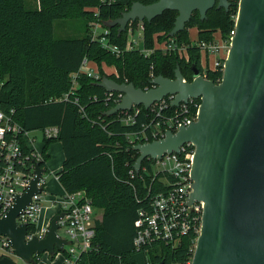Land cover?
Returning a JSON list of instances; mask_svg holds the SVG:
<instances>
[{"label":"trees","instance_id":"16d2710c","mask_svg":"<svg viewBox=\"0 0 264 264\" xmlns=\"http://www.w3.org/2000/svg\"><path fill=\"white\" fill-rule=\"evenodd\" d=\"M135 1L149 5L157 0H114L111 4H101V0H32L31 5L28 0H0L1 108L14 109L15 120L28 131L54 126L60 129L57 138L43 141L42 167L47 170L51 144L60 142L64 160L57 173L59 183L66 193L84 191L96 210L92 250L83 253L75 264H186L194 255L191 236L171 244L158 242L135 249L138 211L146 205L144 198L148 194L140 175L130 176L140 155L127 137L135 127L119 122V114L107 115L116 104L107 102V91L84 73L77 78L74 95L84 111L64 96L70 92L73 74L85 58L102 77L133 83L137 88L151 86L152 72L174 79L178 65L183 76L192 81V65L202 71V55L192 48L189 29H196V40L200 42L228 37L234 28L239 0H230L228 11L210 9L203 20L199 12H194L185 29L172 37L178 45L189 46L183 56L155 47L157 40L171 38L177 11H165L150 23L144 21L143 47L153 50L147 57L138 49L125 51L127 31L119 34V27L109 26ZM97 8L99 19L110 29V41L124 50L121 56L92 39L90 22ZM76 18L82 21L81 35H75L72 30L78 28L69 25ZM111 68L118 76L106 73ZM222 75V70H209L207 78L219 83ZM146 113L142 106L141 120ZM34 228L30 225L29 232ZM56 255L50 257L54 259ZM34 259L33 264H38V257Z\"/></svg>","mask_w":264,"mask_h":264},{"label":"water","instance_id":"95a60500","mask_svg":"<svg viewBox=\"0 0 264 264\" xmlns=\"http://www.w3.org/2000/svg\"><path fill=\"white\" fill-rule=\"evenodd\" d=\"M216 4L228 11L231 1L157 0L149 5L135 1L109 26L119 27L122 34L130 22L150 23L165 11H177L169 34L174 37L185 29L194 12H199L203 20ZM192 71L194 79L184 81L178 65L174 79L158 75L151 82L154 87L148 90L108 76L98 85L107 92L124 94L122 101L108 111L109 116L131 110L133 105L149 109L167 95H175V107L201 97L197 121L176 133L166 132L161 140L134 146L140 154L134 168L139 173L145 159L179 152L181 146L192 142L194 185L189 202H204L192 264H264V0H239L236 33L219 83L205 78L195 64ZM44 173L42 163L37 162L27 191L0 216V235L10 239L16 256L27 263L34 262V255L62 253L68 243L58 232L64 213L51 219L43 239L26 240L28 225L17 223L32 197L42 192L38 183ZM0 264L17 263L1 257Z\"/></svg>","mask_w":264,"mask_h":264},{"label":"built area","instance_id":"2783aa9c","mask_svg":"<svg viewBox=\"0 0 264 264\" xmlns=\"http://www.w3.org/2000/svg\"><path fill=\"white\" fill-rule=\"evenodd\" d=\"M112 2L114 0H101V4H111ZM94 17L90 22L92 39L98 41L103 48L114 55L121 56L124 50L110 41V29L104 26L99 19L98 8ZM236 20L237 16L234 18V28L226 38L216 37L211 42L192 41V48L201 52V73L205 78H207L209 70L224 71L225 60L236 33ZM139 23L143 32V22L139 21ZM126 31L128 35L133 34V22L128 24ZM141 42V46H139L136 40L131 39L130 41L128 38L125 51L138 49L146 57L149 56L153 50L143 47V36ZM155 47L164 53L176 52L181 56L186 55L189 48L186 45H178L172 37L155 45ZM152 69L153 66H151ZM82 73L98 83L104 78L97 69L90 66L87 58L84 59L79 71L73 74V86L70 92L64 96V99H72L73 103L79 106L81 112L84 111V107L80 105L79 99L74 95L75 89L78 87L77 78ZM106 73H114L118 76L115 68L106 70ZM155 77L152 72L150 75L151 82ZM184 81L188 80L184 77ZM152 87L154 85L151 83V86L144 90ZM123 97V93L107 92L105 100L117 105ZM174 99L175 95H167L161 101L153 103L149 109H146L147 113L144 120L140 119L142 105H133L131 110L117 113L119 114L117 116L119 122L126 126L135 127V130L127 136L129 143L135 146L158 141L165 137L166 132L176 133L180 128L187 127L197 121L201 97L190 98L187 102H181L177 107L172 105ZM14 115V109L4 111L0 103V216L6 214L15 204L17 197L27 191L35 177L36 163L43 160L42 150L36 145L37 137L31 136L34 131L24 129L15 120ZM41 131L43 141L44 139H55L60 133V129L55 126ZM194 159L195 145L192 142H187L180 147L179 152L165 153L157 159H145L146 163L144 166L142 163L139 173L135 168L131 169V178L140 175L142 187L148 192L144 198L146 205L138 211L134 239L136 250H141L158 242L171 244L181 237L191 236L193 252L195 251L202 228L204 202L200 200L189 202L194 185L192 179ZM44 174L38 183L42 192L34 195L31 204L17 217L18 224L25 223L28 225L26 240L33 237L43 239L49 230L51 219L47 222H41L44 211L43 204L48 195ZM133 186L135 187V185ZM52 206L56 210L55 215L65 214L60 221V229L65 230L68 238H64L59 233L68 241L62 252L64 262L65 264H75L83 253L92 250L97 219L96 210L84 191L71 194L65 192L61 201L53 202ZM30 225L35 226L32 232H29ZM0 249L6 252V255H2L0 258L9 257L12 259V256H16L10 239L1 235ZM36 256L39 263L41 255H34V257ZM192 260L193 257L186 264H192Z\"/></svg>","mask_w":264,"mask_h":264},{"label":"rangeland","instance_id":"374dc122","mask_svg":"<svg viewBox=\"0 0 264 264\" xmlns=\"http://www.w3.org/2000/svg\"><path fill=\"white\" fill-rule=\"evenodd\" d=\"M28 2L30 3V5L33 3L32 0H28ZM70 22H71V24H69L70 26H72L73 28H78V29H73L72 32L75 35H79V34L81 35L82 31H83V29L80 30L81 29V22H82L81 18L80 19L76 18L75 20L70 21ZM139 24L140 23L137 22L136 25H133L134 32H133L132 35L131 34L130 35L127 34V35H128V38H129L130 41H131V39L132 40H136L139 43V46H141V43H142L141 42V37L143 36V32H142V30L140 28L141 25H139ZM189 32H190V35H191V38H192V36H195V34H196V29L195 28H190ZM90 33H91V30H90ZM161 42L162 41H160V40L158 41L157 40L155 45L161 44ZM211 63H212V61H211ZM31 136L32 137L33 136L37 137L36 145H37L38 148H41V144L43 143L42 131L41 130L34 131V132H32ZM51 146H54L52 153H50V150H51L50 147ZM51 146L49 147V151H48V153L50 155V158H49V160L47 162V170L45 171V174H44L46 185L49 188V190H48L49 195L45 198V203H46L45 205H50V201L51 200H53V199H61L63 197V195H64V194H60L58 192L55 193L56 192V188L55 187L56 186L59 187V183H58V181L55 178V173L60 172V170L62 169V164H63V159H64L63 148H62V145H61L60 142H54L53 144H51ZM57 146L59 148H57ZM56 151H58V152H56ZM52 212H53V210H52ZM43 214H45V210L43 211ZM59 233L64 238H66V239L68 238V236L65 233L64 229H60ZM2 255H6V252L0 249V256H2ZM61 257H62V253H57V255L55 256L56 262H54V263L55 264H63L61 262V259H62ZM48 258L49 257L47 255V253L42 254L41 255V261L38 264H45L46 259H48ZM12 259L17 264H27L24 260H22L21 258H19L17 256H12Z\"/></svg>","mask_w":264,"mask_h":264},{"label":"crops","instance_id":"0c3cea01","mask_svg":"<svg viewBox=\"0 0 264 264\" xmlns=\"http://www.w3.org/2000/svg\"><path fill=\"white\" fill-rule=\"evenodd\" d=\"M196 38H197V31H196V34H195V36H192V41H195L196 40ZM43 146H44V142L41 144V148H39L40 150H42V148H43ZM53 147L54 146H51L50 147V153H52L53 152ZM57 148H59L58 146H57ZM57 150V149H56ZM56 152H58V151H56ZM64 160V159H63ZM61 171V170H60ZM55 178H56V180L58 181V177H57V173H55ZM58 183H59V181H58ZM56 188V192L55 193H60V194H64L65 193V190H64V188L62 187V185L59 183V187H55ZM47 190H49V188L47 187ZM48 195H49V192H48ZM47 195V196H48ZM62 199V198H61ZM61 199H53V200H51L50 201V205H45L46 203L44 202V204H43V206H44V210H45V214H43L42 215V217H41V222H47V221H49L50 219H52L54 216H55V208H54V206H52V204H53V202H56V201H61ZM47 201V200H46ZM52 210H53V212H52ZM52 212V213H51ZM51 213V214H50ZM47 255H48V259H46V262H45V264H55L54 262H56V260H55V258L54 259H52L51 257H50V255H49V253H47ZM62 259H61V262L63 263V264H65V262H64V258H63V255H62V257H61ZM41 261V256H40V259H39V262Z\"/></svg>","mask_w":264,"mask_h":264},{"label":"flooded vegetation","instance_id":"af4514ba","mask_svg":"<svg viewBox=\"0 0 264 264\" xmlns=\"http://www.w3.org/2000/svg\"><path fill=\"white\" fill-rule=\"evenodd\" d=\"M214 7H216L217 9H222V8H218V7H217V4H216ZM214 7H213V8H214Z\"/></svg>","mask_w":264,"mask_h":264}]
</instances>
